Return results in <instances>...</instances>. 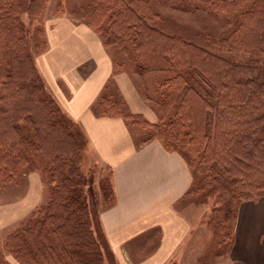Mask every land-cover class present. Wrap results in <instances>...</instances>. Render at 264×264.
Listing matches in <instances>:
<instances>
[{"label":"rangeland","instance_id":"rangeland-1","mask_svg":"<svg viewBox=\"0 0 264 264\" xmlns=\"http://www.w3.org/2000/svg\"><path fill=\"white\" fill-rule=\"evenodd\" d=\"M242 1L243 3L238 7L232 6L236 8L213 9L214 6H211L184 11L172 7L169 0H124L125 3L132 5L134 12L153 29L210 55L205 70L215 74L219 69L229 72L230 66L240 67L237 68L238 73L253 81L256 96L260 101L259 105L264 106V0ZM94 6L93 0H0V61H3L4 57L9 61L8 68L11 70L8 72L12 75L14 85L32 89V93L34 90V93L37 92V100H48L51 107L58 110L53 115V120L56 119L63 126L64 131L51 135L47 147L51 150L61 148L63 155L67 154L68 157L72 151L75 153L73 161L77 166V196L75 204L71 207L84 229L81 246L87 245L85 252L93 259V264H116L98 222L99 212L113 202L111 172L89 146L80 125L64 110L59 91L69 98L71 95L69 85L63 78H58L56 84L48 81L46 79L48 75L45 76L41 70L39 61L51 50L49 36L54 35V29L63 23H70L77 28L86 27L99 41L112 66L111 76L105 82L99 96L104 94L111 97L118 102V107L136 117L139 124L128 127L137 142L155 139L163 147L166 145V140L158 137L153 128H144L141 124L144 122L156 124L162 132L165 131L169 119L175 113L174 106L177 99V92L171 88L174 85L171 84L170 87L166 82L175 77L176 69L139 70L135 58L136 52L132 46L105 47L103 36L90 27L93 24V18L90 17ZM96 15L94 19L98 24ZM107 28V24L104 23L103 31ZM11 56L15 57L12 62H10ZM63 63L67 66L65 62ZM188 65L181 70L190 69ZM94 68V63L88 61L77 67V71L81 78H87ZM118 73H126L131 78L135 90L144 103L143 112L129 111L113 79ZM193 87L200 92L197 86ZM201 88L203 89V86ZM28 91H21L22 95L14 97L15 104L8 105L4 109L9 115L6 119L8 126L14 122L17 128L21 129L24 137L34 142L35 126L32 122H41V117L44 120L45 115L38 110V103L34 105L32 103V107H27L28 99L24 98V92ZM92 112L96 115L101 114L99 111ZM28 114L31 115L30 119L27 118ZM6 133L12 135L9 127ZM260 136L263 137L262 133ZM168 149L184 157L183 160L192 176L191 187L196 188L197 192L185 195L175 207L189 223L191 232L183 242L181 253L173 256L167 264H238L229 261V251L236 243L240 211L246 205L257 203L264 194L247 200L237 198L232 200L229 206L233 208L234 213L226 218L223 224L219 223L214 212L224 206L226 195L222 194L217 185L204 186L205 182L203 183L201 174L196 171L189 149L186 147V139L173 142V148ZM202 155L203 153L200 152V156ZM70 160L72 161L71 157ZM45 166L46 160L41 153L29 156L28 164L11 181L0 182V202L18 197L25 189L29 175L37 174L43 190L41 202L36 208L45 203L48 200V190L42 181V171ZM198 169L205 173L203 166H199ZM262 172L264 168L259 170V176L264 178ZM202 186L203 190H197ZM28 216L15 225L0 229L1 248L7 234L23 227ZM242 217L245 224L253 225L258 221L260 214L252 218L242 214ZM48 229V232L40 233L37 241L29 242L37 246V264H76V257L72 255L74 253L71 248L72 241L67 231L61 228L56 230L54 225ZM261 243L264 246V236ZM3 248L0 251L8 264H21L14 255ZM139 256L137 255L133 261Z\"/></svg>","mask_w":264,"mask_h":264},{"label":"trees","instance_id":"trees-1","mask_svg":"<svg viewBox=\"0 0 264 264\" xmlns=\"http://www.w3.org/2000/svg\"><path fill=\"white\" fill-rule=\"evenodd\" d=\"M93 2L95 6L90 18L96 26L91 23L90 27L103 36L105 47L132 46L139 70L176 69L175 77L166 82L170 87L174 85L171 88L177 92V99L175 113L165 131L162 132L156 124L144 122L141 126L153 128L158 137H163L167 150L173 148V142L186 139L195 169L205 182L203 185H217L226 195L224 206L214 212L217 221L223 224L234 213L229 206L232 200H247L264 194V178L259 176V170L264 168V106L259 105L253 81L239 74L238 66H230L229 72L219 69L215 74L205 70L210 55L153 29L124 0ZM241 3L242 0H169L172 7L184 11L211 6L213 9L236 8ZM104 23L108 27L105 31ZM192 50L195 52L191 53ZM14 58L11 56L10 62ZM3 59L0 61V182L11 181L28 164L29 156L41 153L46 160L42 181L48 190V200L30 213L23 227L7 234L3 247L21 264H37V246L29 242L37 241L40 233L48 232V228L54 225L56 230L65 229L70 236L76 264H93V259L85 252L87 245L81 246L80 243L84 234L82 222L71 207L77 196L75 153L72 151L68 157L63 155L61 148L51 150L47 147L51 135L64 131L63 126L53 120L58 110L53 109L48 100H37L34 90L32 93V89L14 85L8 72L11 70L9 61ZM187 64L190 69L182 71ZM193 86H197L200 92ZM22 89L29 90L24 92L27 107L38 103V110L45 115L41 122H32L35 126L34 142L24 137L17 124L13 122L8 126L6 120L9 115L4 107L14 105V97L22 95ZM108 97L99 96L91 107L92 111H99L100 116L120 117L128 126L139 124L132 113L118 107V102ZM30 117L28 114L27 118ZM8 127L12 135L6 133ZM261 133L263 137H259ZM199 166L204 167L205 173L200 172ZM197 190H203V186ZM195 192L196 188L192 186L186 195ZM2 248L0 245V250ZM0 264H8L1 251Z\"/></svg>","mask_w":264,"mask_h":264},{"label":"crops","instance_id":"crops-1","mask_svg":"<svg viewBox=\"0 0 264 264\" xmlns=\"http://www.w3.org/2000/svg\"><path fill=\"white\" fill-rule=\"evenodd\" d=\"M64 24L50 34L51 50L39 65L48 81L56 84L58 78H63L69 85V98L59 91L64 110L80 125L89 146L111 172L114 200L99 212L98 218L115 263L167 264L181 253L191 232L189 223L175 208L191 187L190 170L178 153L165 149L159 141L137 142L122 118L92 112V105L111 76V62L91 31ZM88 61L95 68L87 78H81L77 67ZM113 79L129 111L143 112L144 103L131 78L118 73ZM24 188L18 197L0 202V229L19 223L40 204L43 185L37 174L29 175ZM240 212L229 261L264 264V197ZM242 214L260 217L249 225L241 219ZM137 255L141 257L133 261Z\"/></svg>","mask_w":264,"mask_h":264}]
</instances>
